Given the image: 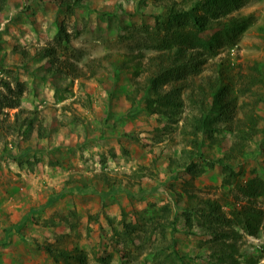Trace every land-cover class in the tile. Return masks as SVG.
<instances>
[{
    "label": "rangeland",
    "instance_id": "rangeland-1",
    "mask_svg": "<svg viewBox=\"0 0 264 264\" xmlns=\"http://www.w3.org/2000/svg\"><path fill=\"white\" fill-rule=\"evenodd\" d=\"M63 1L0 0V264H264V196L240 192L264 182V0H244L229 15L244 22L236 43L189 70L177 124L147 112L136 91L166 6L194 0ZM216 76L232 106L193 139L190 116H217ZM252 121L242 154L231 151ZM52 194L62 196L43 208ZM207 199L235 233L224 255L201 226ZM244 208L257 216L254 236L232 219Z\"/></svg>",
    "mask_w": 264,
    "mask_h": 264
},
{
    "label": "trees",
    "instance_id": "trees-1",
    "mask_svg": "<svg viewBox=\"0 0 264 264\" xmlns=\"http://www.w3.org/2000/svg\"><path fill=\"white\" fill-rule=\"evenodd\" d=\"M60 1L62 4L67 5V1ZM188 1L183 0V2ZM243 3L244 0H194L188 9L176 10L172 6L173 4L166 6L167 11L164 21L162 23L156 22L158 28L150 38L153 43L150 45L151 50L156 52V55L150 59L149 65L153 71L147 75L140 90L136 91L140 93V100L145 102L144 108L147 112L160 114L173 124L178 123L185 106L183 91L191 87L185 83L190 73L189 70H193L191 74H196L198 64H205L211 57L216 55L219 48L236 43L240 33L244 30V22L234 16L229 17V15L237 11ZM57 27L58 37L61 34H65L62 25ZM209 30H215L212 37L204 38L201 36ZM67 38L68 36L65 37V39ZM57 62L52 59L49 64L55 66ZM221 78L215 77V83L219 82L218 85L211 82L207 84L209 86V96L215 98L220 104L215 120L209 115H201L198 118L193 115L188 119L191 123H189L192 128L190 135L193 136V139L197 137L201 130L211 128L214 122L220 125L227 118V110L232 106V101L227 96L226 86H222ZM209 80L212 79L209 77ZM203 83H207V81L199 84L200 91L205 89ZM186 97L190 101L189 104L195 106L197 101L194 100H198L199 95L196 97L194 89L191 88V92ZM201 103L205 106L204 101ZM211 111L213 110L211 109ZM229 116L232 117L231 115ZM253 125L255 124L252 121L247 126V130L243 129V126L237 127V134H235L237 141L230 147L231 151L237 150L238 153L242 151L253 136L251 130ZM227 128L232 131L230 125ZM184 131L185 126L183 123ZM229 159H232L231 155L227 158V160ZM219 163L224 175H231L232 169L228 166V163L224 160H220ZM193 168H198V166L190 163V167L187 169L192 178L201 173V169L193 171ZM225 183H229L228 178L227 181H224ZM74 190L77 189L68 192H73ZM78 191L80 192L79 189ZM240 192L252 200L263 197L264 182L253 180L243 186ZM102 195L106 196V193H102ZM61 196L62 194L50 195L43 208L51 205ZM204 202L209 207V210H202L201 215L203 219L209 218L210 222L209 224L203 222L201 226L207 229L208 234L211 236V253L224 255L226 248H230L232 245H226L223 241L232 237L235 233L232 229L227 231L221 227V221L224 224H228V220H224V214L220 213V206L217 205L216 201L207 199ZM34 210H30L28 214L24 215L23 221L27 220L34 213ZM231 216L239 226L245 228L248 235L254 236L256 234L257 228L252 223L257 216L252 211H245V208L241 211L233 210L231 211ZM186 219L188 224V217Z\"/></svg>",
    "mask_w": 264,
    "mask_h": 264
}]
</instances>
